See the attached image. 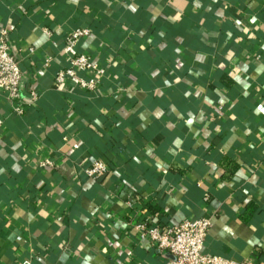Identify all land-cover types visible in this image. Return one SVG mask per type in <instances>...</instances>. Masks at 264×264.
<instances>
[{"label": "crops", "instance_id": "crops-1", "mask_svg": "<svg viewBox=\"0 0 264 264\" xmlns=\"http://www.w3.org/2000/svg\"><path fill=\"white\" fill-rule=\"evenodd\" d=\"M0 27V264H170L137 227L204 218L207 254L264 264V0H0ZM76 29L94 91L53 86Z\"/></svg>", "mask_w": 264, "mask_h": 264}, {"label": "built area", "instance_id": "built-area-1", "mask_svg": "<svg viewBox=\"0 0 264 264\" xmlns=\"http://www.w3.org/2000/svg\"><path fill=\"white\" fill-rule=\"evenodd\" d=\"M89 34V29H76L66 39L71 56L65 67L59 70L53 79L55 89H63L65 85L71 84L85 91L96 90L106 73L105 68L95 63L90 56L75 51L78 42ZM49 63L50 59H46L43 67H47ZM22 81V67L10 46L9 33L5 27H0V93H5L9 101L17 99ZM38 98V93L30 90L27 98L13 108V114L22 116L26 108H33ZM108 170L106 165L96 161L84 174L88 178L96 179L104 176ZM210 227V219L204 218L197 221L185 220L164 229L148 224L139 225L137 228L141 238L148 240L157 252L167 253L173 258L170 264H253L207 254L205 241ZM23 264L29 262L25 261Z\"/></svg>", "mask_w": 264, "mask_h": 264}]
</instances>
